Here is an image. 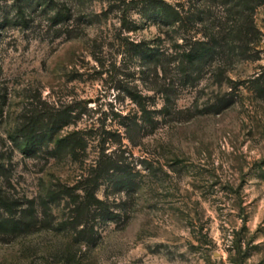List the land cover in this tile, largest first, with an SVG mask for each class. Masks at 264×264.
<instances>
[{"label":"rangeland","instance_id":"1","mask_svg":"<svg viewBox=\"0 0 264 264\" xmlns=\"http://www.w3.org/2000/svg\"><path fill=\"white\" fill-rule=\"evenodd\" d=\"M161 1L177 22L134 0H0V206L33 215L0 232V264H264V100L246 85L264 3L253 60L222 38L228 0ZM214 34L211 57L180 63ZM93 178L108 211L78 242L60 190Z\"/></svg>","mask_w":264,"mask_h":264},{"label":"trees","instance_id":"2","mask_svg":"<svg viewBox=\"0 0 264 264\" xmlns=\"http://www.w3.org/2000/svg\"><path fill=\"white\" fill-rule=\"evenodd\" d=\"M136 4H145L142 9H145L148 6L151 8L157 9L161 15H164L167 18L172 19V22H177V15L174 9L169 7L166 3L161 0H134ZM156 3V4H155ZM264 0H228L227 5L229 7L230 14V25L228 27V31L222 38L226 37V45L229 47L232 53H238L239 55L243 54L248 59H260V56H256L258 51L256 50L258 41H259V32L256 29L253 22V13L259 5L263 4ZM219 40L217 35H209L208 38H203L202 40H198L193 46L189 49L185 50L181 54L180 63L185 64L188 67L194 66L197 63L205 62L209 57H211L218 48ZM249 52H253V54H249ZM244 56V57H245ZM221 74H217L220 77ZM237 84V83H235ZM241 84V83H240ZM246 85L251 89L254 95L260 99L264 100V64L260 67V70L252 76L249 80H247ZM239 84H237V87ZM137 97L135 94H132V99L135 100ZM234 94L229 93L228 98H219L217 103L215 104L218 109H223L232 105L235 100ZM165 109V108H164ZM125 121L123 123L125 133H129L134 129H141V125L138 124L137 119L135 118H124ZM33 122H28V124H24L22 126L31 125ZM35 123V122H34ZM25 129V127H24ZM31 130L26 132V138L33 139L30 133ZM59 141L55 144L56 152L62 153L64 151H70L74 149V146L79 141L78 138H72L69 141L65 142ZM82 141V140H81ZM114 160L108 162V165H101L98 168V173L102 172L104 169H112L115 168ZM83 187V196H77L71 192L70 188L65 187L61 191L63 195H66L71 198L72 206L70 211V225L75 232V240L76 241H85L88 242L93 237V228L94 221L105 211H108L105 204L99 200L95 194V190L97 188L96 180L90 179L87 181ZM53 197V196H52ZM51 200V197H50ZM2 203L0 199V204ZM46 203L44 202L43 205ZM44 209L46 208L43 206ZM8 210L9 215L4 216L1 209ZM33 220L32 215V207L29 206L20 211L19 215H14L9 206H0V232L1 233H14L20 231L21 228L27 227L31 225Z\"/></svg>","mask_w":264,"mask_h":264}]
</instances>
